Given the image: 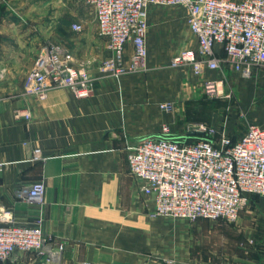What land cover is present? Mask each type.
Masks as SVG:
<instances>
[{"label":"crops","instance_id":"0c3cea01","mask_svg":"<svg viewBox=\"0 0 264 264\" xmlns=\"http://www.w3.org/2000/svg\"><path fill=\"white\" fill-rule=\"evenodd\" d=\"M73 23L82 30H73ZM50 43L64 46L76 65L99 77L91 97L79 99L68 87L51 89L45 100L25 93L26 76ZM216 49L225 58L222 47ZM132 52L126 44L127 60ZM110 55L84 0H0V210L18 223H40L54 244L63 243L60 264H264V230L257 229L255 216L240 214L207 233L195 232L185 219L152 215L153 199L130 171L128 147L159 137L163 124L177 138L201 136L179 128L174 110L160 108L174 100L172 92H160L135 74L103 75L99 65ZM221 76L232 94L229 108L254 111V122L264 128V64L246 74L226 62L196 77L203 82ZM21 108L32 117L17 118ZM198 122L226 130L234 141L249 125ZM34 147L44 160L31 159ZM36 181L45 184L43 203L19 196ZM0 264L45 263L35 252L17 251Z\"/></svg>","mask_w":264,"mask_h":264},{"label":"built area","instance_id":"2783aa9c","mask_svg":"<svg viewBox=\"0 0 264 264\" xmlns=\"http://www.w3.org/2000/svg\"><path fill=\"white\" fill-rule=\"evenodd\" d=\"M96 15L100 35L108 39L111 55L99 70L111 77L136 73L146 68L148 58L149 6L165 4L186 9L187 23L197 40V49L176 52L169 66H188L196 76L206 69L216 71L228 62L234 69L249 73L255 64H264V0H84ZM81 31L80 23H73ZM133 52L126 59V44ZM221 46L225 58L216 47ZM99 77L87 65L75 64L73 53L50 43L27 74L24 91L45 100L53 88L68 87L79 99L91 97ZM221 78L204 80L206 94H223ZM173 111L171 102L159 104ZM17 118L30 119L28 108L15 111ZM162 135L147 137L129 146L130 171L142 182V191L152 197V215L186 219L236 221L253 201L264 196V128L249 123L247 131L234 141L226 130L204 122L189 125L188 131L205 135L199 139L177 138L168 124ZM217 141L213 137H217ZM31 159H45L34 147ZM45 184L36 181L19 196L43 203ZM40 223L22 224L8 210H0V263L15 252H35L45 264H60L63 243L54 244ZM86 264H90L89 262Z\"/></svg>","mask_w":264,"mask_h":264},{"label":"rangeland","instance_id":"374dc122","mask_svg":"<svg viewBox=\"0 0 264 264\" xmlns=\"http://www.w3.org/2000/svg\"><path fill=\"white\" fill-rule=\"evenodd\" d=\"M187 11L182 6H170L165 4H152L149 6L148 17V58L146 68L136 73H127L144 77L145 84L155 85L160 92L173 93L174 100H168L174 106V113L177 117V126L185 129L193 122L207 121L217 124L232 122L239 126L240 123H255L254 111L245 109H232L230 107L229 93L224 84L220 87L223 94L219 97H209L204 88V81L190 70V67L183 66L172 68L169 66L172 56L183 49L193 48L191 41L194 35L186 19ZM73 29V28H72ZM74 30V29H73ZM164 56L168 60L163 62ZM115 76L120 78L122 76ZM170 78L169 86L162 83V79ZM161 80V81H160ZM171 93V94H172ZM264 196H255L253 201L241 212L255 216L257 229L264 230V211H257L256 208L264 206ZM184 220V219H183ZM187 221L195 232L204 231L216 233L220 227L217 225H229L233 222L224 220L199 219Z\"/></svg>","mask_w":264,"mask_h":264},{"label":"trees","instance_id":"16d2710c","mask_svg":"<svg viewBox=\"0 0 264 264\" xmlns=\"http://www.w3.org/2000/svg\"><path fill=\"white\" fill-rule=\"evenodd\" d=\"M197 134H199V133H197ZM199 135H200L201 137H204V136H205V135H202V134H199ZM232 139H233V138H232ZM255 196H258V195H253V196H252V199H254ZM202 219H204V218H202Z\"/></svg>","mask_w":264,"mask_h":264}]
</instances>
